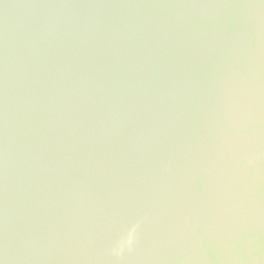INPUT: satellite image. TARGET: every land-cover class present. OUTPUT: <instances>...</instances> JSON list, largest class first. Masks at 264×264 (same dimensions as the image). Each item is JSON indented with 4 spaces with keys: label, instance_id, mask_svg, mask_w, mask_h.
I'll use <instances>...</instances> for the list:
<instances>
[{
    "label": "water",
    "instance_id": "water-1",
    "mask_svg": "<svg viewBox=\"0 0 264 264\" xmlns=\"http://www.w3.org/2000/svg\"><path fill=\"white\" fill-rule=\"evenodd\" d=\"M0 264H264V0H0Z\"/></svg>",
    "mask_w": 264,
    "mask_h": 264
},
{
    "label": "clouds",
    "instance_id": "clouds-1",
    "mask_svg": "<svg viewBox=\"0 0 264 264\" xmlns=\"http://www.w3.org/2000/svg\"><path fill=\"white\" fill-rule=\"evenodd\" d=\"M122 250H123V249H120L119 251H115V254H116V255H119L120 252H121Z\"/></svg>",
    "mask_w": 264,
    "mask_h": 264
}]
</instances>
